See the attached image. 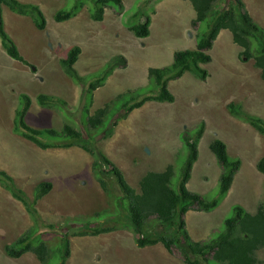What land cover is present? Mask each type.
<instances>
[{
  "label": "rangeland",
  "instance_id": "1",
  "mask_svg": "<svg viewBox=\"0 0 264 264\" xmlns=\"http://www.w3.org/2000/svg\"><path fill=\"white\" fill-rule=\"evenodd\" d=\"M41 1L39 7L43 8L47 23L43 30L35 26L29 15L18 14L2 5L7 8V12L2 11L4 28L35 68L30 69L8 56L0 44V169L10 173L15 186L24 190L29 199L39 181L52 182V190L36 204L45 224L57 226L74 220V224L83 225L86 223L83 220L106 211L108 222H103L104 226L116 225L115 230L96 236L70 235L71 255L65 264L185 263L175 247L172 252L158 243L139 248L125 214L124 223L108 220L112 217L110 213L122 214L116 210V200L122 191L109 175L104 176L107 189L100 186L91 168L92 156L77 143L41 149L12 131L14 108L21 92L31 97L26 116L28 124L58 131L65 123L79 128L86 141L97 145L120 167L137 192L138 181L147 171H164L167 165H172L175 174L181 172L187 155L182 135L193 137L196 127L204 122V131L198 140V159L187 184L189 189L217 196L221 167L209 148L214 138L226 142L230 155L239 157L241 164L227 194L215 209L189 210L184 215L192 240L207 241L215 235L232 205L239 204L254 213L260 203L264 204V173L256 167L264 154V134L246 120L233 116L227 108L229 102H234L246 114L264 120V81L252 60L238 58L240 47L232 41L228 30L214 40L209 50L211 61L202 64L207 71L205 79L187 71L168 81L173 102L147 101L125 114L124 103L157 92L148 76L149 67L171 63L177 49L195 47L196 36L203 27L201 23H192L195 13L190 2L121 0V10L108 5L103 19L94 21L88 13L89 0ZM77 1L84 5L74 17L63 22L54 20L56 10L67 9ZM242 1L253 20L264 28V0ZM217 2L220 6L232 1ZM139 11L151 17L150 32L145 37L135 36L128 26L135 22ZM73 45L81 48L74 67L87 82L100 76L114 55L122 54L127 60L125 66L114 68L103 85L93 91L89 114L105 108L103 124L94 129L86 127L82 108V90L86 85L75 82L59 64V59ZM39 93L60 97L66 105L41 106L36 101ZM42 138L49 140L46 134ZM30 224L32 221L22 203L0 183V264H39L30 253L13 258L4 251L5 245ZM144 227L147 232H157L153 217ZM44 238L48 245L54 246L60 235L58 231L49 232ZM257 256V264H264L263 249L257 251Z\"/></svg>",
  "mask_w": 264,
  "mask_h": 264
},
{
  "label": "trees",
  "instance_id": "2",
  "mask_svg": "<svg viewBox=\"0 0 264 264\" xmlns=\"http://www.w3.org/2000/svg\"><path fill=\"white\" fill-rule=\"evenodd\" d=\"M88 13L94 21L103 18L104 8L108 5L122 9L121 0H89ZM194 10L195 17L192 23L202 25L196 36L195 47L192 49H177L173 53L171 63L162 67H149L148 76L157 87V92L144 94L140 98H132L124 103L125 114L135 108L141 107L147 101L173 102L174 95L169 91L167 82L170 79L180 77L185 71H191L200 79H205L207 71L201 64L210 61L208 50L213 40L221 29H227L231 33L232 41L240 47L238 58L241 61L252 60L255 67L260 69V76L264 81V28L258 25L245 8L242 0H230L228 5L217 6L218 0H188ZM2 4L10 10L30 15L39 29H44L46 19L42 9L35 3H24L19 0H0V42L1 46L11 58L34 69L18 50L13 39L5 31L3 26ZM82 1H77L67 9H58L54 13L55 21H64L74 17L83 7ZM135 22L128 25L129 30L137 37L149 35L150 15L138 12ZM201 27V26H200ZM81 49L73 45L68 49L66 56L59 62L64 72L75 82L86 85L82 90L83 112L86 114V127L94 129L103 124L105 108H98L89 114V107L93 102V91L102 86L106 77L117 66H125L126 58L122 54L114 55L106 65L103 73L94 80L87 82L74 67ZM36 101L41 106L52 103L66 105V101L60 97L39 93ZM31 105V97L25 92L18 96L17 105L14 108L12 119V131L23 138L33 142L41 149L54 147H69L78 144L92 156L91 168L103 189H107L104 176L113 177L119 185L122 195L116 200V210L121 216L110 213L109 221L115 224L124 223L123 214L126 215L135 242L138 246L161 242L165 249L172 252L174 247L182 254L185 264H257L259 258L257 251L264 250V204L260 203L254 213L247 211L239 204L231 206L228 214L223 218L220 230L207 241L192 240L186 229L184 214L190 209L199 211H211L215 209L220 200L227 194L241 160L231 156L226 142L220 138H214L209 148L214 154L217 163L221 167L218 178L217 196L200 194L190 191L186 184L191 176L193 163L198 155V140L204 131V122L200 123L193 137L182 135V140L187 147V155L182 164L181 172L175 174L172 165H167L164 171H147L141 175L138 185L139 192L132 188L120 170V168L95 144L86 141L87 137L77 127L65 123L61 130L53 128L37 129L26 122V115ZM229 112L238 118L246 120L253 128L264 134V120L256 115L246 114L240 104L229 102ZM186 132H188L186 130ZM46 134L49 140L43 139ZM53 140H61L58 143ZM257 169L264 173V154L256 162ZM9 173V172H8ZM5 170L0 169V183L14 197L20 201L27 211L32 225L19 237L5 245V252L10 257H19L27 251L35 254L42 264H64L69 255V232L75 230L73 235H98L116 229V225L104 226L108 222L106 211H100L92 215L83 225L66 221L61 226L45 224L41 222L37 201L47 194L51 188L50 181L38 182L32 198L29 199L25 192L15 186L13 178ZM216 185V186H217ZM215 193V192H214ZM212 193V194H214ZM150 217L155 219L154 232H147L144 225ZM124 226V225H120ZM52 230L59 232L58 244L50 247L41 237L42 231Z\"/></svg>",
  "mask_w": 264,
  "mask_h": 264
},
{
  "label": "clouds",
  "instance_id": "3",
  "mask_svg": "<svg viewBox=\"0 0 264 264\" xmlns=\"http://www.w3.org/2000/svg\"><path fill=\"white\" fill-rule=\"evenodd\" d=\"M2 5H4V4H2ZM5 6H6V5H5ZM104 9H105V8H104ZM192 9H193V8H192ZM11 11H12V10H11ZM193 11H194V10H193ZM103 14H104V13H103ZM21 15H22V14H21ZM29 16H30V15H29ZM30 18L32 19L31 16H30ZM102 19H103V18H102ZM68 20H69V19H68ZM32 21H33V19H32ZM64 21H66V20H64ZM100 21H101V20H100ZM56 22H58V21H56ZM60 22H63V21H60ZM150 22H151V19H150ZM34 24H35V23H34ZM46 24H47V23H46ZM149 25H150V24H149ZM3 26H4V21H3ZM35 26H36V25H35ZM45 27H46V26H45ZM4 29H5V28H4ZM38 29H39V28H38ZM44 29H45V28H44ZM42 30H43V29H42ZM224 30H225V29H221V30L219 31V33L217 34V36H218L222 31H224ZM226 30H227V29H226ZM5 31H6V30H5ZM130 31H131V30H130ZM228 31H229V30H228ZM131 32H132V31H131ZM149 32H150V29H149ZM230 35H231V33H230ZM217 36H216V37H217ZM215 39H216V38H215ZM215 39H214V40H215ZM214 40H213V42H214ZM213 42H212V45H213ZM0 44H1V42H0ZM236 45H237V44H236ZM237 46H238V45H237ZM211 47H212V46H211ZM2 48H3V47H2ZM80 49H81V48H80ZM184 49H192V48H184ZM210 49H211V48H210ZM210 49H209V50H210ZM18 50H19V49H18ZM209 50H208V53H209ZM4 51H5V50H4ZM67 51H68V50H67ZM19 52H20V51H19ZM20 53H21V52H20ZM66 53H67V52H66ZM209 54H210V53H209ZM8 56H9V55H8ZM65 56H66V55H65ZM65 56H64V57H65ZM210 56H211V55H210ZM61 58H62V57H61ZM15 60H16V59H15ZM59 60H60V59H59ZM76 61H77V60H76ZM210 61H211V59H210ZM210 61H209V62H210ZM209 62H207V63H209ZM207 63H204V64H207ZM59 64H60V62H59ZM24 65H25V64H24ZM26 66H27V65H26ZM60 66H61V65H60ZM201 66H202V64H201ZM28 67H29V66H28ZM61 68H62V67H61ZM115 68H116V67H115ZM30 69H31V68H30ZM113 70H114V69H113ZM185 72H187V71H185ZM185 72H184V73H185ZM184 73H183V74H184ZM110 74H111V73H110ZM110 74H109V75H110ZM183 74H182V75H183ZM109 75L106 77V79L109 77ZM182 75H181V76H182ZM106 79H105V80H106ZM168 81H169V80H168ZM167 86H168V82H167ZM100 87H101V86H100ZM98 88H99V87H98ZM95 90H96V89H95ZM95 90H94V91H95ZM152 101H154V100H152ZM145 103H146V102H145ZM30 106H31V105H30ZM29 109H30V108H29ZM135 109H136V108H135ZM133 110H134V109H133ZM26 116H27V115H26ZM26 122H27V121H26ZM12 124H13V123H12ZM29 125H30V124H29ZM37 129H38V128H37ZM211 141H212V140H211ZM184 145H185V144H184ZM37 147H38V146H37ZM186 148H187V147H186ZM197 149H198V145H197ZM85 151H86V150H85ZM103 152H104V151H103ZM211 152H212V151H211ZM104 153H105V152H104ZM105 154H106V153H105ZM198 154H199V151H198ZM212 154H213V153H212ZM213 155H214V154H213ZM214 157H215V156H214ZM197 159H198V155H197ZM197 159H196V160H197ZM215 159H216V158H215ZM111 160H112V159H111ZM196 160H195V162H196ZM113 162H114V161H113ZM195 162H194V163H195ZM194 163H193V166H194ZM115 164H116V163H115ZM116 165H117V164H116ZM117 166H118V165H117ZM193 166H192V169H193ZM118 167H119V166H118ZM119 168H120V167H119ZM192 169H191V175H192ZM120 170H121V169H120ZM121 171H122V170H121ZM220 173H221V170H220V172H219V174H218V177H217V183H218V178H219ZM123 174H124V173H123ZM143 174H144V173H143ZM143 174H142V175H143ZM235 174H236V173H235ZM124 176H125V175H124ZM234 176H235V175H234ZM190 178H191V176H190ZM190 178H189V180H190ZM189 180H188V182H189ZM42 181H50V180H42ZM126 181H127V180H126ZM39 182H40V181H39ZM50 182H51V181H50ZM127 182H128V181H127ZM138 182H139V181H138ZM188 182H187V184H188ZM51 183H52V182H51ZM217 183H216V185H217ZM128 184L130 185L129 182H128ZM187 184H186V186H187ZM35 185H36V184H35ZM130 186H131V185H130ZM34 187H35V186H34ZM131 187H132V186H131ZM132 188H133V187H132ZM187 188L189 189L188 186H187ZM51 190H52V188H51ZM51 190H50V191H51ZM134 190H135V189H134ZM189 190H190V189H189ZM23 191H24V190H23ZM50 191H49V192H50ZM190 191H192V190H190ZM24 192H25V191H24ZM49 192H48V193H49ZM136 192H137V191H136ZM192 192H193V191H192ZM48 193H47V194H48ZM47 194H45V195H47ZM10 195H11V194H10ZM45 195H44V196H45ZM44 196H43V197H44ZM13 198H14V197H13ZM40 199H41V198H40ZM40 199H39V200H40ZM39 200H38V201H39ZM38 201H37V202H38ZM36 204H37V203H36ZM22 205H23V204H22ZM23 207H24V206H23ZM24 209H25V208H24ZM190 210H196V209H190ZM25 211H26V210H25ZM188 211H189V210H188ZM188 211H187V212H188ZM198 211H199V210H198ZM26 212H27V211H26ZM187 212H186V213H187ZM186 213H185V214H186ZM27 214H28V213H27ZM185 214H184V215H185ZM28 216H29V215H28ZM63 223H65V222H63ZM31 225H32V224H30V225L27 227V229H28ZM57 226L60 227L61 224H59V225H57ZM25 230H26V229H25ZM41 231H42L41 237H42L44 240H45L44 236H45L47 233L52 232V230H47V231H44V232H43V230H41ZM23 232H24V231H22L21 233H23ZM73 232H74V231H72V232L70 231V232H69V235H68V239H69V247H68V248H69V250H70V253H69V255L65 258L64 264L66 263L68 257L71 255V246H70V237H69V236H70V235H73V234H72ZM21 233H19V235H18L17 237H19V236L21 235ZM106 233H107V232H106ZM101 234H104V233H101ZM98 235H100V234H98ZM73 236H96V235H89V234H88V235H73ZM17 237H16V238H17ZM16 238H14L13 240H15ZM13 240H12V241H13ZM45 242H46V240H45ZM46 243H47V242H46ZM157 243H158V244H161V245L163 246V244H162L161 242H157ZM157 243H155V244H157ZM135 244H136V242H135ZM155 244L145 245V246H153V245H155ZM136 245H137V244H136ZM49 246L52 247L53 245H52V246L49 245ZM137 246H138V245H137ZM138 247L140 248V246H138ZM143 247H144V246H143ZM163 247H164V246H163ZM164 248H165V247H164ZM4 251H5V248H4ZM5 253H6V252H5ZM25 253H30V254H32L33 256H35V254H34L33 252H31V251H27V252H25ZM25 253H23V254H25ZM23 254H22V255H23ZM19 257H20V256H19ZM13 258H17V257H13ZM35 258L37 259L36 256H35ZM37 261L39 262V264H42L38 259H37Z\"/></svg>",
  "mask_w": 264,
  "mask_h": 264
},
{
  "label": "crops",
  "instance_id": "4",
  "mask_svg": "<svg viewBox=\"0 0 264 264\" xmlns=\"http://www.w3.org/2000/svg\"><path fill=\"white\" fill-rule=\"evenodd\" d=\"M19 1H21V2H24V3H35V4H40L42 1L41 0H19ZM40 6V5H39ZM42 8V7H41ZM6 7H3L2 6V11L4 10V11H6ZM43 9V8H42ZM7 12V11H6ZM2 15H3V12H2ZM10 19H11V21H12V17L10 16L9 17ZM3 21H4V16H3ZM6 22V21H5ZM6 30V29H5ZM7 32V31H6ZM8 33V32H7ZM9 36H10V34H9ZM11 37V36H10ZM12 38V37H11Z\"/></svg>",
  "mask_w": 264,
  "mask_h": 264
}]
</instances>
